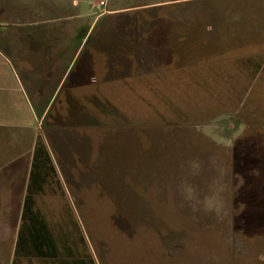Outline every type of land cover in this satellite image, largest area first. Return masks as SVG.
I'll return each mask as SVG.
<instances>
[{
	"label": "rangeland",
	"instance_id": "rangeland-1",
	"mask_svg": "<svg viewBox=\"0 0 264 264\" xmlns=\"http://www.w3.org/2000/svg\"><path fill=\"white\" fill-rule=\"evenodd\" d=\"M259 57L264 0H0V95L49 148L54 235L95 264H264Z\"/></svg>",
	"mask_w": 264,
	"mask_h": 264
},
{
	"label": "crops",
	"instance_id": "crops-1",
	"mask_svg": "<svg viewBox=\"0 0 264 264\" xmlns=\"http://www.w3.org/2000/svg\"><path fill=\"white\" fill-rule=\"evenodd\" d=\"M126 11L125 7L105 8L99 16L118 15ZM65 47L63 45V50ZM47 74L50 75V72ZM31 89L37 90L35 83ZM18 117L16 102L0 95V264H12L14 258L23 200L34 157V133L28 131L27 125ZM24 142H30L29 150L23 148ZM46 149L58 174L47 146Z\"/></svg>",
	"mask_w": 264,
	"mask_h": 264
},
{
	"label": "trees",
	"instance_id": "trees-1",
	"mask_svg": "<svg viewBox=\"0 0 264 264\" xmlns=\"http://www.w3.org/2000/svg\"><path fill=\"white\" fill-rule=\"evenodd\" d=\"M258 60L259 63L254 66L255 74L263 70L264 59L259 57ZM50 176H56L55 169L46 146L39 140L34 148L12 264H21L23 259L31 257L43 264H95L83 238H80L82 250L78 251L73 247H76L74 242L69 244L67 239H61V235H54L41 213L35 209V196L42 192V186Z\"/></svg>",
	"mask_w": 264,
	"mask_h": 264
},
{
	"label": "built area",
	"instance_id": "built-area-1",
	"mask_svg": "<svg viewBox=\"0 0 264 264\" xmlns=\"http://www.w3.org/2000/svg\"><path fill=\"white\" fill-rule=\"evenodd\" d=\"M103 5H104L103 2H101L100 5L96 6V9L99 10L100 6H103Z\"/></svg>",
	"mask_w": 264,
	"mask_h": 264
},
{
	"label": "flooded vegetation",
	"instance_id": "flooded-vegetation-1",
	"mask_svg": "<svg viewBox=\"0 0 264 264\" xmlns=\"http://www.w3.org/2000/svg\"><path fill=\"white\" fill-rule=\"evenodd\" d=\"M80 139L82 140L83 139V141H85L84 139H87V138H84L83 136H81L80 137ZM86 144V143H85ZM80 147V146H79ZM75 149V148H74Z\"/></svg>",
	"mask_w": 264,
	"mask_h": 264
}]
</instances>
